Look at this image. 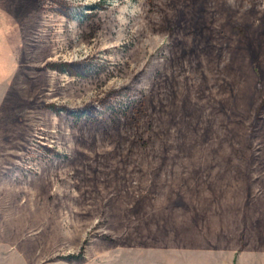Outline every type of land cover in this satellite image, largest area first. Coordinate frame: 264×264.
<instances>
[{
    "label": "rangeland",
    "instance_id": "obj_1",
    "mask_svg": "<svg viewBox=\"0 0 264 264\" xmlns=\"http://www.w3.org/2000/svg\"><path fill=\"white\" fill-rule=\"evenodd\" d=\"M0 264H264V0H0Z\"/></svg>",
    "mask_w": 264,
    "mask_h": 264
},
{
    "label": "trees",
    "instance_id": "obj_2",
    "mask_svg": "<svg viewBox=\"0 0 264 264\" xmlns=\"http://www.w3.org/2000/svg\"><path fill=\"white\" fill-rule=\"evenodd\" d=\"M66 66H67V65H64V66H63V69H60V70H64V71H65V70H66Z\"/></svg>",
    "mask_w": 264,
    "mask_h": 264
}]
</instances>
